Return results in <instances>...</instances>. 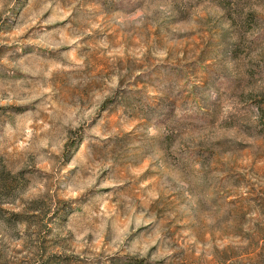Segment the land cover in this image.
<instances>
[{
    "label": "rangeland",
    "instance_id": "rangeland-1",
    "mask_svg": "<svg viewBox=\"0 0 264 264\" xmlns=\"http://www.w3.org/2000/svg\"><path fill=\"white\" fill-rule=\"evenodd\" d=\"M0 264H264V0H0Z\"/></svg>",
    "mask_w": 264,
    "mask_h": 264
},
{
    "label": "trees",
    "instance_id": "trees-1",
    "mask_svg": "<svg viewBox=\"0 0 264 264\" xmlns=\"http://www.w3.org/2000/svg\"><path fill=\"white\" fill-rule=\"evenodd\" d=\"M233 83H234V80L232 78H229V77L223 78L221 81H219L217 83V89H219V88L229 89V88H231ZM212 102H214V101L212 100V97L210 96L209 99L206 101V103L210 104ZM189 116L191 119H195L198 115L196 113L192 112V113H190Z\"/></svg>",
    "mask_w": 264,
    "mask_h": 264
}]
</instances>
